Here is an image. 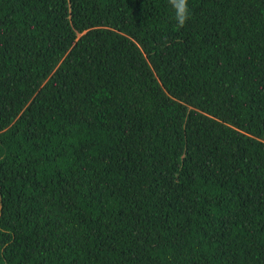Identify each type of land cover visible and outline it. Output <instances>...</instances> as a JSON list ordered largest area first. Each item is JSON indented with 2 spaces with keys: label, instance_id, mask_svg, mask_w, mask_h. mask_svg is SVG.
<instances>
[{
  "label": "trees",
  "instance_id": "trees-1",
  "mask_svg": "<svg viewBox=\"0 0 264 264\" xmlns=\"http://www.w3.org/2000/svg\"><path fill=\"white\" fill-rule=\"evenodd\" d=\"M0 0V264H264V0Z\"/></svg>",
  "mask_w": 264,
  "mask_h": 264
},
{
  "label": "clouds",
  "instance_id": "clouds-1",
  "mask_svg": "<svg viewBox=\"0 0 264 264\" xmlns=\"http://www.w3.org/2000/svg\"><path fill=\"white\" fill-rule=\"evenodd\" d=\"M169 4L173 9L174 18L178 22V26L183 27L189 18L187 0H169Z\"/></svg>",
  "mask_w": 264,
  "mask_h": 264
}]
</instances>
